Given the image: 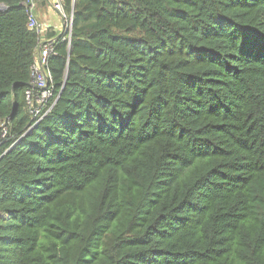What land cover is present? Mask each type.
<instances>
[{
  "label": "trees",
  "instance_id": "16d2710c",
  "mask_svg": "<svg viewBox=\"0 0 264 264\" xmlns=\"http://www.w3.org/2000/svg\"><path fill=\"white\" fill-rule=\"evenodd\" d=\"M0 264H264V0H63L57 98L0 0Z\"/></svg>",
  "mask_w": 264,
  "mask_h": 264
},
{
  "label": "built area",
  "instance_id": "2783aa9c",
  "mask_svg": "<svg viewBox=\"0 0 264 264\" xmlns=\"http://www.w3.org/2000/svg\"><path fill=\"white\" fill-rule=\"evenodd\" d=\"M48 2L64 24L60 40L69 45L72 32V13L65 12L63 0H48ZM22 3L29 11L28 27L35 29L39 35L37 53L31 68V85L33 89H28L25 92L28 104L27 112L31 120L28 130L49 113L57 98V95L54 94L52 77L48 67L49 56L55 54L57 37H42L41 25L36 21L32 13L33 2L31 0H22ZM8 137L9 123L6 120L0 123V143Z\"/></svg>",
  "mask_w": 264,
  "mask_h": 264
},
{
  "label": "crops",
  "instance_id": "0c3cea01",
  "mask_svg": "<svg viewBox=\"0 0 264 264\" xmlns=\"http://www.w3.org/2000/svg\"><path fill=\"white\" fill-rule=\"evenodd\" d=\"M32 13L36 21L41 25L42 37H58L62 34L63 21L52 9L48 0H34ZM35 53H37V48Z\"/></svg>",
  "mask_w": 264,
  "mask_h": 264
},
{
  "label": "water",
  "instance_id": "95a60500",
  "mask_svg": "<svg viewBox=\"0 0 264 264\" xmlns=\"http://www.w3.org/2000/svg\"><path fill=\"white\" fill-rule=\"evenodd\" d=\"M3 8V4H0V9H2Z\"/></svg>",
  "mask_w": 264,
  "mask_h": 264
},
{
  "label": "rangeland",
  "instance_id": "374dc122",
  "mask_svg": "<svg viewBox=\"0 0 264 264\" xmlns=\"http://www.w3.org/2000/svg\"><path fill=\"white\" fill-rule=\"evenodd\" d=\"M32 2L34 1V0H31Z\"/></svg>",
  "mask_w": 264,
  "mask_h": 264
}]
</instances>
